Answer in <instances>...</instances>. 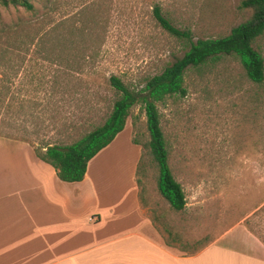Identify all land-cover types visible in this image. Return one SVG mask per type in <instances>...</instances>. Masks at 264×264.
Wrapping results in <instances>:
<instances>
[{
    "label": "rangeland",
    "instance_id": "1",
    "mask_svg": "<svg viewBox=\"0 0 264 264\" xmlns=\"http://www.w3.org/2000/svg\"><path fill=\"white\" fill-rule=\"evenodd\" d=\"M240 2L33 0L32 10L0 4V137L36 147L75 140L103 120L116 97L110 74L140 90L186 50L158 24L155 5L196 39L226 35L245 21L250 10ZM253 46L264 58V34ZM183 86L184 95L156 105L184 208L172 209L157 189L141 100L129 110L111 171L117 165L121 175L131 158L127 142L134 143L140 205L164 241L182 253L240 225L261 242L264 255V80H250L235 56L224 55L188 68Z\"/></svg>",
    "mask_w": 264,
    "mask_h": 264
},
{
    "label": "crops",
    "instance_id": "2",
    "mask_svg": "<svg viewBox=\"0 0 264 264\" xmlns=\"http://www.w3.org/2000/svg\"><path fill=\"white\" fill-rule=\"evenodd\" d=\"M120 136L73 182L28 142L0 137V264H264L261 242L240 225L190 254L164 241L140 205L134 143L121 175L111 171Z\"/></svg>",
    "mask_w": 264,
    "mask_h": 264
},
{
    "label": "trees",
    "instance_id": "3",
    "mask_svg": "<svg viewBox=\"0 0 264 264\" xmlns=\"http://www.w3.org/2000/svg\"><path fill=\"white\" fill-rule=\"evenodd\" d=\"M0 4L33 9V0H0ZM240 7L250 10V16L233 26L228 34L194 39L191 28L175 26L162 13L161 8L155 5L153 15L158 24L186 45L183 55L165 65L159 73L150 76L140 90L131 89L119 76L110 74L107 83L116 97L110 102L103 120L92 128H85V132L75 140L45 142L40 147L27 142L41 160L55 169L59 179L80 181L85 175L88 161L124 129L130 108L141 100L144 102L149 133L147 146L158 169L157 189L172 209H183L185 194L168 163V150L156 103L174 94H185L184 73L188 68L201 67L224 55L235 56L250 80L256 83L264 80V58L253 46L255 40L264 34V0H241Z\"/></svg>",
    "mask_w": 264,
    "mask_h": 264
},
{
    "label": "built area",
    "instance_id": "4",
    "mask_svg": "<svg viewBox=\"0 0 264 264\" xmlns=\"http://www.w3.org/2000/svg\"><path fill=\"white\" fill-rule=\"evenodd\" d=\"M88 219H89V221L93 222V221L96 220V217H94V216H89Z\"/></svg>",
    "mask_w": 264,
    "mask_h": 264
}]
</instances>
